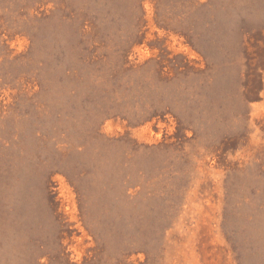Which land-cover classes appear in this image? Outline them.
I'll return each instance as SVG.
<instances>
[{
    "label": "rangeland",
    "instance_id": "1",
    "mask_svg": "<svg viewBox=\"0 0 264 264\" xmlns=\"http://www.w3.org/2000/svg\"><path fill=\"white\" fill-rule=\"evenodd\" d=\"M0 264H264V0H0Z\"/></svg>",
    "mask_w": 264,
    "mask_h": 264
}]
</instances>
